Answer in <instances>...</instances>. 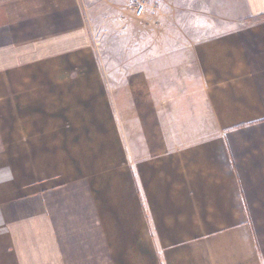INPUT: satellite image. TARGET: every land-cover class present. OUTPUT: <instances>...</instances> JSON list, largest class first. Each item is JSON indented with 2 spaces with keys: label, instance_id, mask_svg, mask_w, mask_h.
<instances>
[{
  "label": "crops",
  "instance_id": "0c3cea01",
  "mask_svg": "<svg viewBox=\"0 0 264 264\" xmlns=\"http://www.w3.org/2000/svg\"><path fill=\"white\" fill-rule=\"evenodd\" d=\"M100 1L0 0V264H264V0H164L120 69Z\"/></svg>",
  "mask_w": 264,
  "mask_h": 264
},
{
  "label": "rangeland",
  "instance_id": "374dc122",
  "mask_svg": "<svg viewBox=\"0 0 264 264\" xmlns=\"http://www.w3.org/2000/svg\"><path fill=\"white\" fill-rule=\"evenodd\" d=\"M139 2H145L148 10L156 11L161 20L184 19V13H170V6L164 0H102L88 8L87 16L95 38L96 48L109 68L120 69L128 54H136V38L140 29L138 22L142 16L135 12ZM122 78L113 77V83L119 84Z\"/></svg>",
  "mask_w": 264,
  "mask_h": 264
},
{
  "label": "built area",
  "instance_id": "2783aa9c",
  "mask_svg": "<svg viewBox=\"0 0 264 264\" xmlns=\"http://www.w3.org/2000/svg\"><path fill=\"white\" fill-rule=\"evenodd\" d=\"M135 12L138 16H142L146 12V4L145 2H139L136 6Z\"/></svg>",
  "mask_w": 264,
  "mask_h": 264
},
{
  "label": "clouds",
  "instance_id": "9594fccd",
  "mask_svg": "<svg viewBox=\"0 0 264 264\" xmlns=\"http://www.w3.org/2000/svg\"><path fill=\"white\" fill-rule=\"evenodd\" d=\"M8 179H11V174L9 173V175H8V177H7Z\"/></svg>",
  "mask_w": 264,
  "mask_h": 264
}]
</instances>
